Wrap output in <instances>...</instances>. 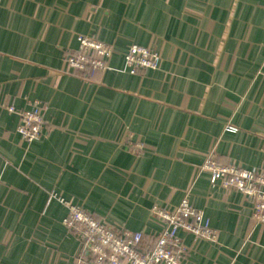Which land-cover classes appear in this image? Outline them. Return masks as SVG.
Returning a JSON list of instances; mask_svg holds the SVG:
<instances>
[{"label":"crops","instance_id":"crops-1","mask_svg":"<svg viewBox=\"0 0 264 264\" xmlns=\"http://www.w3.org/2000/svg\"><path fill=\"white\" fill-rule=\"evenodd\" d=\"M77 34L112 45L109 69L68 66ZM130 43L158 68L129 73ZM35 102L48 125L28 142L18 112ZM209 154L264 171V0H0V264H74L81 243L51 191L149 240L163 227L151 206L187 196L217 240L179 231L181 264H264V225L243 194L211 187Z\"/></svg>","mask_w":264,"mask_h":264},{"label":"built area","instance_id":"built-area-1","mask_svg":"<svg viewBox=\"0 0 264 264\" xmlns=\"http://www.w3.org/2000/svg\"><path fill=\"white\" fill-rule=\"evenodd\" d=\"M76 40L77 48L66 57L72 70L92 77L109 69V59L114 52L112 45L85 34H77ZM159 63L160 56L156 50L136 43L128 44L124 53V68L131 74L143 75L148 69L158 68ZM7 110L14 112L15 108L8 106ZM18 116L16 132L28 142L38 139L48 125L36 102L31 104L30 109L20 110ZM123 144L135 151L142 150L140 142L127 140ZM198 168L209 173L211 187L243 194L251 202L253 220L264 225L263 170L233 163L223 164L212 154ZM51 199H56L66 209L62 223L81 243L82 251L76 256L74 264H181L190 248L178 235L179 231L189 234L193 244L217 240L216 230L210 226L203 211L190 204L187 196H183L172 208L157 204L151 206L149 213L163 224L152 240L146 239L141 231L109 226L82 206L52 191L47 200Z\"/></svg>","mask_w":264,"mask_h":264}]
</instances>
